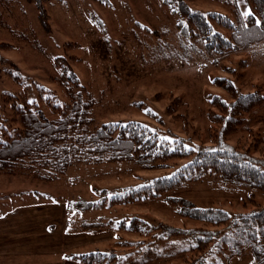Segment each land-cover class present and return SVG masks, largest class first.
<instances>
[{"label": "trees", "instance_id": "obj_1", "mask_svg": "<svg viewBox=\"0 0 264 264\" xmlns=\"http://www.w3.org/2000/svg\"><path fill=\"white\" fill-rule=\"evenodd\" d=\"M47 1L33 0L38 23L45 31L49 15L43 3ZM156 1L174 19L170 25H159L152 44L136 37L143 63L176 60L189 64L200 59L217 66L232 54L248 51L264 58V0H248L253 11L246 16L236 0H204L221 4L229 16L192 9L187 2L193 0ZM5 3L0 0V32H7L15 42L26 43L49 62L53 75L47 81L55 89L22 75L1 54L12 45L0 43V63L8 66L4 72L0 69L6 77L4 80L0 75V176L50 183L76 165L127 162L139 170L152 171L187 160L168 176L118 188L109 198L110 205L143 207L159 200L179 218V224L144 213L118 222L102 217L80 220L73 229L67 225L66 232L97 235L112 231L114 239L117 233L129 237L122 236V242L115 243L122 250L65 256L76 264H230L235 258L252 255L251 264H264V206L256 204L252 195L259 192L264 197V137L255 138L247 147L229 141L238 130L251 133L245 116L262 108L264 97L240 93L230 81L215 79L213 83L227 96L211 95L207 102L205 118L216 133L209 143L191 146L181 138H159L135 121L98 123L94 110L101 104L102 95L89 92L65 58H50L32 29L25 34L23 29L17 30L18 24L9 25L11 7ZM6 82L14 89L3 87ZM46 108L51 118L46 116ZM209 177L220 189L248 190L246 201L253 208L230 213L217 207H196L186 198L168 195L204 183ZM105 199L64 204L68 212L81 214L102 207Z\"/></svg>", "mask_w": 264, "mask_h": 264}, {"label": "rangeland", "instance_id": "obj_2", "mask_svg": "<svg viewBox=\"0 0 264 264\" xmlns=\"http://www.w3.org/2000/svg\"><path fill=\"white\" fill-rule=\"evenodd\" d=\"M236 2L243 16L252 13L248 0ZM5 4L12 11L7 17L9 25L16 27L18 24L17 30L23 29L25 34L32 29L50 58H65L80 83L94 95H102L101 104L94 110L98 123L135 121L159 138L167 141L181 138L187 146H191L209 143L216 133L205 118L207 102L211 95L227 96L221 87L213 83L215 79L230 81L240 93L264 97V58L249 51L232 54L217 66L200 59H194L189 64L176 60L143 63L136 39L152 44L153 32L159 25H170L174 19L156 0H49L43 3V9L49 15L47 31L38 23L33 0H6ZM187 4L195 10L229 16V12L216 2L193 0ZM18 19L24 20V23ZM0 43L12 45L1 54L11 60L22 75L54 88L47 81V77L53 75L50 64L40 54L26 43L15 42L7 32H0ZM4 67L8 66L0 63L3 72ZM0 75L6 79L2 72ZM3 87L13 90L15 86L6 82ZM30 98H34L32 94ZM44 110L48 118L53 116L48 108ZM245 117L250 121L251 133L238 130L229 138L230 143H239L240 147L252 146L255 138L264 137V106ZM186 161L181 160L178 165ZM178 165L152 171L139 170L127 162L76 165L68 168L59 180L50 183L21 177H0V216L27 205L79 199L98 202L106 196L104 205L98 209L81 214L67 212L69 228L73 229L80 220L92 221L102 217L105 221L118 222L138 213L179 224V218L159 200L144 207L138 204H109L110 196L118 188L168 176ZM206 179L204 183L190 185L168 195L186 198L196 207H217L230 213L248 212L253 208L246 201L248 190L220 189L217 182L212 181L213 177ZM252 195L256 204L264 206L261 193L254 192ZM112 235V231H103L86 237L83 245L68 253L111 248L122 250V246L115 243L122 242V236L127 235L117 233L115 239ZM252 259V255H246L233 259L230 264H251ZM0 264L76 263L67 256L50 255L11 257L0 259Z\"/></svg>", "mask_w": 264, "mask_h": 264}, {"label": "crops", "instance_id": "obj_3", "mask_svg": "<svg viewBox=\"0 0 264 264\" xmlns=\"http://www.w3.org/2000/svg\"><path fill=\"white\" fill-rule=\"evenodd\" d=\"M3 177V176H0ZM64 202L18 207L0 216V259L63 255L84 244L85 233H67Z\"/></svg>", "mask_w": 264, "mask_h": 264}, {"label": "snow or ice", "instance_id": "obj_4", "mask_svg": "<svg viewBox=\"0 0 264 264\" xmlns=\"http://www.w3.org/2000/svg\"><path fill=\"white\" fill-rule=\"evenodd\" d=\"M245 15H249L248 13H245Z\"/></svg>", "mask_w": 264, "mask_h": 264}]
</instances>
